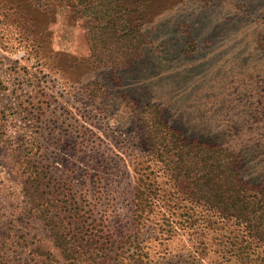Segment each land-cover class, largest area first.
I'll list each match as a JSON object with an SVG mask.
<instances>
[{
  "label": "rangeland",
  "instance_id": "374dc122",
  "mask_svg": "<svg viewBox=\"0 0 264 264\" xmlns=\"http://www.w3.org/2000/svg\"><path fill=\"white\" fill-rule=\"evenodd\" d=\"M111 14L135 48L101 39ZM0 95V264L35 248L60 255L28 211L10 140L18 156L38 146L53 182L119 242L123 264L136 252L129 238L143 264L238 262L243 230L189 216V190L150 153L138 113L156 104L186 139L239 153L243 179L264 185V0H0ZM140 162L155 197L138 225Z\"/></svg>",
  "mask_w": 264,
  "mask_h": 264
},
{
  "label": "trees",
  "instance_id": "16d2710c",
  "mask_svg": "<svg viewBox=\"0 0 264 264\" xmlns=\"http://www.w3.org/2000/svg\"><path fill=\"white\" fill-rule=\"evenodd\" d=\"M113 17L111 14L100 23L99 28L106 34L101 39L127 41V49L135 48L129 35L134 31L121 33L123 30L116 27ZM149 111L151 116H145ZM138 116H142L140 131L146 135L150 153L158 155L165 172L189 190L187 197L195 210L189 216L206 217L210 213L233 222L243 230L241 246L233 252L238 255L236 264H264V185L243 179L242 156L221 144L186 139L179 129L163 121L156 104L148 103ZM3 120L0 111L1 137L6 135ZM8 140H4L6 145ZM9 143L16 157V171L22 177L28 211L43 221L60 252L57 255L35 248L25 260L15 264H123L124 252H120L119 242L105 235L104 227L88 216L83 202L53 182L51 171L38 161V146H26L23 155L18 156L20 148L14 141ZM140 163L135 168L133 186L134 221L138 225L150 211L155 197L153 171L147 173ZM128 245L136 248V252L128 255L132 264H143L136 239L129 238Z\"/></svg>",
  "mask_w": 264,
  "mask_h": 264
}]
</instances>
